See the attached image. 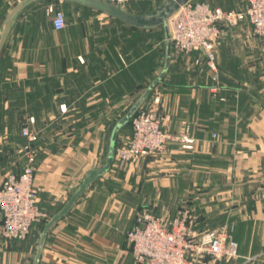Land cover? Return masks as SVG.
Returning <instances> with one entry per match:
<instances>
[{"label": "crops", "instance_id": "obj_1", "mask_svg": "<svg viewBox=\"0 0 264 264\" xmlns=\"http://www.w3.org/2000/svg\"><path fill=\"white\" fill-rule=\"evenodd\" d=\"M23 1L0 0V39ZM163 3L136 15L153 14ZM50 4L65 12L63 30H55L52 20L50 28L35 21L38 10L43 6L46 13ZM65 9L80 21L68 24ZM95 12L106 27L82 28ZM196 56L200 53L172 60L142 105L159 98L156 107L171 118L168 131L190 127L194 149L172 142L162 155L121 169L114 161L50 230L39 264H136L127 233L140 207L170 218L188 210L195 234L227 226L239 257L220 264H264V37L253 36L249 25L226 30L216 54L217 74L194 63ZM165 59L163 26L135 28L53 0L23 9L0 53V183L23 170L14 152L25 141L22 119L34 118L40 132L38 199L51 217L59 213L86 174L105 165L116 123L158 77ZM122 130L117 146L125 140L120 142ZM47 222L35 225L25 240H0V262L34 264Z\"/></svg>", "mask_w": 264, "mask_h": 264}, {"label": "built area", "instance_id": "obj_2", "mask_svg": "<svg viewBox=\"0 0 264 264\" xmlns=\"http://www.w3.org/2000/svg\"><path fill=\"white\" fill-rule=\"evenodd\" d=\"M122 5L143 0H103ZM46 14L55 30L66 27V15L54 4L48 5ZM242 25L251 27L252 35L264 37V0H248L243 10L227 11L212 7L205 0H189L181 5L170 19L173 46L172 58L192 57L197 65L218 73L217 50L225 32ZM215 80L217 77L215 76ZM154 98L139 109L131 120L132 133L117 146L115 163L124 168L140 159L164 153L170 143L183 150L194 149L196 139L186 126L177 134L168 131L170 116L161 112ZM31 119L22 127L26 140L23 150L26 163L19 174L8 173L0 183V238L4 244L25 240L31 229L50 220V214L40 206L35 186L40 132ZM216 137V135H214ZM264 190V174L260 180ZM127 238L136 264H220L226 258H238V243L229 227L193 233L189 227V211L181 210L172 219L142 212ZM0 264H9L1 263Z\"/></svg>", "mask_w": 264, "mask_h": 264}, {"label": "water", "instance_id": "obj_3", "mask_svg": "<svg viewBox=\"0 0 264 264\" xmlns=\"http://www.w3.org/2000/svg\"><path fill=\"white\" fill-rule=\"evenodd\" d=\"M42 0H24L20 5H18L14 11L11 13L9 18L6 21L4 26V30L0 39V53L5 45V42L8 38L10 30L18 17V15L22 12L23 9ZM53 1H60V2H67V3H76L78 5L105 13L110 17L128 24L135 28H152L157 26H163L165 31L166 37V59L163 70L161 73L156 77L152 83L148 86L145 93L142 97L131 107V109L127 112V114L121 118L115 125L112 135H111V142L108 157L104 166L93 169L89 171L83 179V182L75 191V193L71 196L65 207L56 215L50 218V220L46 223L43 233L40 238L37 254L34 260V264L40 263L41 252L45 242V239L50 232V230L64 217L66 216L73 205L77 202L78 198L85 192L88 186L93 183L96 179L106 174L113 166L115 161L116 149H117V140L120 131L127 126L142 105L147 101L151 93L154 91L158 83L161 82L163 77L168 71L170 63L172 61V53H173V46L171 40V32L169 22L170 19L175 15L180 6L188 2L189 0H166L164 1L163 5L160 9H158L155 13L150 15H136L126 11L122 5H114L103 0H53Z\"/></svg>", "mask_w": 264, "mask_h": 264}, {"label": "rangeland", "instance_id": "obj_4", "mask_svg": "<svg viewBox=\"0 0 264 264\" xmlns=\"http://www.w3.org/2000/svg\"><path fill=\"white\" fill-rule=\"evenodd\" d=\"M164 1L166 0H144V1H140V2H129L127 4H125V6L123 7L124 9L132 12V13H148L153 11L154 9L158 8ZM212 2V4L226 8V9H243L245 6H247V1L248 0H210ZM67 12L68 10L65 9ZM97 13L95 12V14L93 13V15L89 16L88 19H85L86 23H84V26H82V28H86V29H104L106 26L104 24H102V20H100L99 18L96 17ZM68 24L69 23H74V22H79V18L74 16L73 13H69L68 12ZM35 21L38 22L39 27L41 26V28H50L51 26V18L48 17L45 13V9L40 8L38 10V13L36 14L35 17ZM111 28H118L117 27H111ZM161 32H158L157 34H155L154 36V40L155 43L158 44L157 42L161 39ZM160 44V43H159ZM162 47V44H161ZM157 53V52H156ZM155 53V56L157 58V54ZM180 59V57H174V61H178ZM173 60V58H172ZM163 63V57L161 56L159 58V66H161ZM204 65V64H203ZM31 119L34 118H25L22 119V127L24 125H26L28 122H30ZM116 120V119H115ZM35 121V119H34ZM21 127V128H22ZM132 133V126L131 124H129L128 126H126L123 130H122V134L120 135V142L121 139H128V137H130ZM26 144V140L23 142L22 146L19 147V150H17L15 153V155L17 157H19L20 159V164L19 166H21V168L23 169L25 163H26V154L23 150L24 145ZM37 149H38V145H36ZM163 154V153H162ZM162 154H157V155H162ZM154 156V155H152ZM159 158H161V156H157ZM161 160V159H158ZM159 166L160 169H162L161 163L157 164ZM18 167V166H17ZM12 172H14V170H12ZM146 211V208L144 207H140V212H144ZM147 212L151 213L150 211L147 210ZM157 217H163V216H157ZM165 219H168L170 217H163ZM172 219V217L170 218ZM1 240V238H0ZM2 248V246L0 245V249Z\"/></svg>", "mask_w": 264, "mask_h": 264}, {"label": "trees", "instance_id": "obj_5", "mask_svg": "<svg viewBox=\"0 0 264 264\" xmlns=\"http://www.w3.org/2000/svg\"><path fill=\"white\" fill-rule=\"evenodd\" d=\"M148 102H150V101H148ZM129 124H131V122Z\"/></svg>", "mask_w": 264, "mask_h": 264}]
</instances>
